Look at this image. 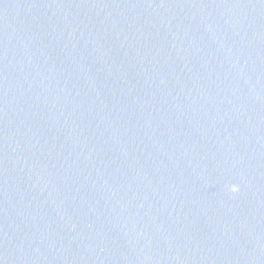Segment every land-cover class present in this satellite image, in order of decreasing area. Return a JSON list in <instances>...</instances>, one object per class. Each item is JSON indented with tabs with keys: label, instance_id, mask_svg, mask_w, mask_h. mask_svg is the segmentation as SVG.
<instances>
[{
	"label": "water",
	"instance_id": "water-1",
	"mask_svg": "<svg viewBox=\"0 0 264 264\" xmlns=\"http://www.w3.org/2000/svg\"><path fill=\"white\" fill-rule=\"evenodd\" d=\"M0 264H264V0H0Z\"/></svg>",
	"mask_w": 264,
	"mask_h": 264
}]
</instances>
